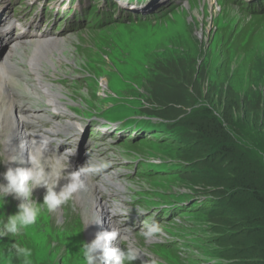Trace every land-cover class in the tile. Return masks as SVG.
<instances>
[{
	"label": "rangeland",
	"instance_id": "1",
	"mask_svg": "<svg viewBox=\"0 0 264 264\" xmlns=\"http://www.w3.org/2000/svg\"><path fill=\"white\" fill-rule=\"evenodd\" d=\"M61 1L4 0L0 2V15L18 16L22 23L40 27L39 31L45 29L48 37L71 40L75 63L59 60L57 71L47 79L62 93L61 100L66 104L63 116L78 120L72 110L82 108L81 113L93 116V120L104 123L94 119L97 116L123 123L143 120L149 117L146 112L161 109L162 117L178 121L193 108L209 105L218 114L219 124L235 143L231 144L235 149L228 157L231 161L222 162L226 158L215 157L221 142L219 145L214 137L203 138L198 148L206 160L202 165L198 159V173L191 182L201 187L204 185L200 178L208 180L210 188H214L212 191L229 196L215 215L218 229L226 231L225 245L233 250L242 249V244L249 248L256 246L262 250L259 262L264 264V224L248 225L242 217L248 211L264 217L259 199L250 187H245L246 182H258L264 195V3L252 7L251 12L247 8L259 0H247L245 4L243 0H213L212 6L204 0H73L70 11L68 8L60 12ZM131 5L135 11L128 9ZM132 16L150 20L137 22L130 19ZM19 30L16 29L17 37ZM45 100L48 99L42 101ZM109 107L113 109L108 110ZM77 124L84 129L78 137L71 132V136L63 138L66 148L62 156L76 152L78 155L72 160L92 161L94 146H98L100 161H107V168L119 173L114 182L119 188L121 184L127 187L110 199L109 209L116 211L111 205L118 199L137 219L136 225L126 229L130 231L133 247L146 255L134 264L148 259L156 264H197L192 214L183 212L167 219L163 213L167 204L186 206L197 202L200 196H188L176 181L173 172L179 171L177 160L171 161L165 145H161L163 139L152 137L134 143L142 134L127 130L132 132L129 137L110 135L101 140L96 124L85 120ZM192 124H189L191 141L196 139L192 138ZM47 126L51 128V124ZM128 139L130 143L125 142ZM0 152V183H6L3 175L9 159L4 156L8 150L0 148ZM57 153L52 150L49 156L57 157ZM195 155L190 153L189 157ZM108 173L111 172L100 176L97 173L98 177L89 175L101 185ZM235 177L244 179L242 186L230 184V179ZM39 189H34L32 198L42 203L46 189ZM75 197L76 194L67 203L70 205ZM19 202L7 196L0 216L6 220L17 211ZM67 203L51 213L42 212L30 232L20 238L21 244L33 249L34 264H82L81 239L88 243L90 238L88 232L82 233V224L87 220L80 208L70 210ZM158 211L161 218L156 214L149 219ZM223 214L234 216L238 221L236 230L229 219L221 217ZM153 222L159 224L161 231L146 241L141 233ZM15 243L9 236L0 237V264H19ZM125 245L131 244L123 240L120 248ZM231 254L237 256L233 251ZM243 256L252 255L243 251L239 257L251 259Z\"/></svg>",
	"mask_w": 264,
	"mask_h": 264
},
{
	"label": "bare ground",
	"instance_id": "2",
	"mask_svg": "<svg viewBox=\"0 0 264 264\" xmlns=\"http://www.w3.org/2000/svg\"><path fill=\"white\" fill-rule=\"evenodd\" d=\"M2 1L4 0H0ZM204 2L212 6L213 0H204ZM0 16V148L8 150V155L4 156L9 159L7 169L10 166L28 167L29 165L24 161L35 151L37 143L53 140L63 134L67 136L70 130L76 133L80 130L78 126L69 122L54 123L51 130H44L40 126L42 121L57 119L42 109L43 103L50 104V107L56 110H64V104L61 101L62 93L59 88L48 82V76L57 71L56 66L59 60L70 65L75 61H72L71 40L68 37H48L45 31L42 34L40 31H31V34L17 37L16 28L12 26L13 17ZM45 98L48 100L42 101ZM24 103L28 105L25 106ZM60 147L61 144L57 149ZM61 151L55 150L58 153L54 158L49 156L50 152L45 151L42 164L46 171L49 170V165L54 170L64 167L68 172L78 171L80 168H77L76 163L65 161L69 156L67 154L62 156ZM12 157L17 158L16 163L11 161ZM93 163H101L99 156L94 157ZM82 180L84 187L76 193L70 205L66 204V208L70 210L74 207L80 208L86 218L87 222L85 225L82 224V233L88 232L89 242H91L98 233L114 228L125 237L124 241H129L130 246L133 247L135 244L130 238V232L125 230L116 218L111 217L112 212L108 211L110 210V199L115 198L116 193H122L127 186L121 184V187L117 188L118 186L112 182L111 185L117 187L112 186L107 189L103 186L105 183L100 185L94 182L89 174L82 176ZM65 183L67 180L61 179L56 191H59ZM39 188V190L44 189V187ZM81 242L84 244L82 239ZM122 243L123 240L118 237L111 243V246L120 248ZM135 248L140 250L138 247ZM142 255L143 253L140 254Z\"/></svg>",
	"mask_w": 264,
	"mask_h": 264
},
{
	"label": "trees",
	"instance_id": "3",
	"mask_svg": "<svg viewBox=\"0 0 264 264\" xmlns=\"http://www.w3.org/2000/svg\"><path fill=\"white\" fill-rule=\"evenodd\" d=\"M246 1L247 0H243L242 4H245ZM263 3L264 0H259L257 4L253 3V6L247 9L253 12L254 10L252 7L256 8L257 5ZM161 111V109H153L151 112L145 111L149 117L139 120L138 122L142 125L149 126L152 129H158L156 135L153 137H156L159 141L163 139L161 145H165L167 152L173 159L171 161L177 160L179 171L173 172L177 176L175 178L176 181L181 183L183 189L187 191L190 190L191 194L188 192V196H193L194 194L200 196V199H197L198 201L186 210V213L192 214L191 218L195 221V224L192 226V230L195 231V236L192 239V242L196 247L198 257L195 262L197 264H262L259 262V254L262 250H258V247L255 246L249 248L246 244H242V249L233 250L230 249L228 245H225L227 241L225 239L226 231L218 229V220L217 222L215 221V215H217L220 205L223 204L226 197L228 198L229 196L224 192L217 194L214 190L212 191L214 188H210L212 185L208 180L200 178L201 183L204 185L201 187H195L193 182H191L193 181L192 178L198 173L197 168L199 162L203 165L206 160L198 148V143H200L203 138L212 139L214 137L215 143L218 142L220 145L221 142V145L218 147V154L215 155L216 159L220 160L226 158V160H222V162L231 161L228 157H230L235 149V146H232L231 144L235 145V143L227 138V134L221 127L222 124H219L220 121L218 120V114L207 104H203V106L198 108H193L190 113L186 112L185 116L183 115V117L177 119L178 121L165 119L161 116ZM151 116L156 117L157 120L154 121L155 118H152ZM190 122H194V124H192L193 126L191 125L192 128H194L192 138L196 137V139H192V141L189 138V133H191L189 126ZM183 135L185 138L187 136L186 141L185 138L182 137ZM224 137H226V139ZM190 153L197 155H195V158H191L189 157ZM201 172L204 173V171ZM230 180L231 185L236 184L237 186H242L244 179L235 177ZM217 181H221V179H217ZM245 187H250L254 192L255 197L259 199L258 202H260L261 208H264V195L261 193L260 184L258 182H252V184L246 182ZM197 188L200 189L197 190ZM230 194L231 193H229V195ZM237 207L240 208L241 205ZM180 208V206L175 204L174 206L166 207L164 210L165 212H168L171 209L177 210ZM221 217L229 219L231 227L235 230L237 229L238 221H235L236 219L234 216L223 214ZM242 217H244L245 223H250L248 225L254 224L257 226L258 224L259 226L257 227H262L261 223L264 224V217H260L259 214H255L253 211H248V213ZM256 230L259 231L261 228H257ZM231 233H233L232 235L236 234L235 232ZM240 234L244 235L247 234V232H241ZM235 238L238 239L239 236ZM231 251L237 253V256L232 255ZM243 251H247L252 255L249 257H243L251 259L244 260L240 258L239 256L243 255Z\"/></svg>",
	"mask_w": 264,
	"mask_h": 264
},
{
	"label": "clouds",
	"instance_id": "4",
	"mask_svg": "<svg viewBox=\"0 0 264 264\" xmlns=\"http://www.w3.org/2000/svg\"><path fill=\"white\" fill-rule=\"evenodd\" d=\"M47 150L46 142L37 143L35 151L28 155L26 162L29 166L8 167L4 173L6 183H0V208L4 206L5 198L9 195L19 200L17 211L8 215L6 220L0 216V237L9 236L15 239L13 245L15 257L19 264H34L33 249L26 244L20 243V238L25 237L36 224L42 212L51 213L61 205L69 202L83 187L82 176L93 172H100L107 163L91 165L87 164L78 171L68 172L67 168L61 167L53 169L48 166V171L43 166L44 153ZM13 163L17 162L16 157H12ZM61 179L67 180L59 191H56L58 182ZM44 187L46 194L43 202L37 203L33 200L34 189ZM141 214H144L138 209ZM161 231L158 223L153 222L142 231L143 238L151 240ZM124 240L125 237L116 230H106L100 232L88 243H84L80 249L82 264H134L140 259L142 253L135 247L125 245L123 249L112 247L111 243L117 238ZM144 254V253H143ZM146 255V254H144ZM142 264H156L155 260L142 261Z\"/></svg>",
	"mask_w": 264,
	"mask_h": 264
}]
</instances>
